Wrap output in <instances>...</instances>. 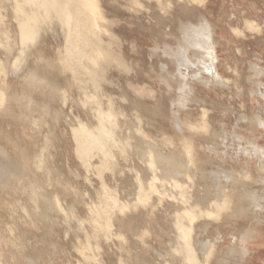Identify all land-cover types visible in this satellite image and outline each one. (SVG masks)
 <instances>
[{
	"label": "rangeland",
	"instance_id": "374dc122",
	"mask_svg": "<svg viewBox=\"0 0 264 264\" xmlns=\"http://www.w3.org/2000/svg\"><path fill=\"white\" fill-rule=\"evenodd\" d=\"M87 1L102 16H94L99 26H94L91 38L100 39L104 49L88 63L89 76L63 65L71 48H65L61 32H52L47 23L31 41L22 42L10 0H0V94L4 98L0 102V166L15 172L11 189L2 186L6 177L0 174L4 176L0 179V264H29L30 258L40 264H173L177 256L173 221L178 207L170 203L178 190L170 189L172 196L164 198L157 194L161 201L154 203L150 197L147 200L146 192L137 191L136 177L145 179L131 169L142 173L145 163L132 155L131 129L158 136L157 144L166 154L177 143V149H197L205 158L207 150L202 146L195 149L190 143H179L174 124L176 119L196 122L204 109L209 129L222 135L226 144L222 148L228 152L226 156L220 152L218 140V154L213 151L208 168L222 175L219 183L224 184L225 174L240 169L245 161L249 167L257 163L238 157L234 148L248 146L253 138L250 118L257 113L264 117V0ZM209 30L215 47L212 59L207 54ZM209 63L215 64L217 78L213 68H205ZM31 68L37 71V90L24 83ZM81 84L89 93L96 84L108 94L114 132L123 130H118L112 147L114 159L99 163L93 159L90 169L84 168L74 151L71 130L76 126L74 118L88 125L96 122L85 113L87 100L80 92ZM44 86L56 88L54 108L49 111L39 105L40 110L31 112L28 107L42 97ZM99 97L108 107L107 97ZM21 102L25 109L20 108ZM132 112L142 117L134 118ZM256 135L264 146V128ZM181 158L179 163L187 165L188 172L178 181L181 190L190 194L193 157ZM155 182L160 191L167 188L162 180ZM100 191L117 196L122 207H109L108 218L97 222L94 209L100 205ZM252 191L264 194V182H254ZM43 194L61 209L53 225L36 216V200ZM129 215L137 217L132 232L122 225ZM227 228L219 227L225 238ZM203 236L213 239L215 230L210 228ZM229 244L228 238L217 244L219 253ZM259 251H264L263 245L252 247L244 264H263L257 258Z\"/></svg>",
	"mask_w": 264,
	"mask_h": 264
},
{
	"label": "bare ground",
	"instance_id": "6f19581e",
	"mask_svg": "<svg viewBox=\"0 0 264 264\" xmlns=\"http://www.w3.org/2000/svg\"><path fill=\"white\" fill-rule=\"evenodd\" d=\"M10 5L12 17L20 33L22 42L24 40L31 41L39 28H43V23H47V27H50L52 32L56 30L61 32L66 41L65 48L67 50L71 48L62 59L63 65L73 72L81 70L83 75L89 76L91 74L88 63H91L94 59L96 60L98 54L104 52L99 43L100 39L91 38L95 34L94 26H99L94 16L98 18L102 17L96 5L90 4L87 0H10ZM93 7H96V9L91 15L89 10ZM207 39L209 40L207 54L210 56L209 59H212L215 57V47L210 30L207 32ZM79 60H81L80 66ZM15 67L17 68V65ZM15 67L10 66L14 72L18 69ZM205 68H213L214 77H218L214 63H209V66ZM36 72L34 68L27 71L24 83L27 87L31 83L37 90L39 79ZM79 89L87 100V103L84 104L87 106L85 110L86 115L96 122L95 124L88 125L80 119L76 120L74 118L77 121V127L72 126V138L75 153L83 159L82 165L84 168L90 169L94 166L93 159H97L98 163L99 161L114 159L115 155L112 147L118 140L116 136L118 130H120L119 133H122L123 130L122 128H118L114 132L115 126L111 123L112 114L108 110L111 100L102 88L99 89V85L95 84L92 93L88 92L86 85L83 86L81 84ZM55 90L56 88L53 86L48 90L44 86L42 88V97L37 99L33 106L28 107L29 110L31 112L37 111L42 106L51 111V108H54ZM101 95L107 97L108 102L106 106L108 107L103 106L102 97H99ZM261 95L264 97V91L261 92ZM3 100L4 98L0 94V102ZM131 107L137 108L134 103H132ZM20 108L25 109V105L22 102ZM200 111L196 122L189 119H176L174 124L175 130L180 135L178 138L179 143L183 145L190 143L195 149L202 146L204 151L207 150L205 158L201 157L202 152H199L197 149L193 151L186 150V152L177 149L176 142L174 150L166 154L157 144L160 141L158 136H154L139 128L136 130L131 129L133 138L132 155L140 157L145 163V166H142V173L138 169H131L136 172L137 176L140 175L145 179L144 182L142 179L139 180L136 177V188L137 191L143 194L146 192L145 196L147 194V200L150 197L153 199V203L160 197L157 194H160L164 198L166 195L172 196L170 191L173 192L176 188L178 190V194H175L177 195L176 198L172 199L175 202L170 203V206L178 207L173 221L176 233V246L173 252L177 255L174 258V262H172L173 264H244L252 247L264 246V194L259 195V193L252 191L254 182H264V146L256 141V134L259 133L261 128H264V117L257 113L250 118L253 138L247 141L248 146L236 145L234 148L238 157L251 159L252 162L255 163L257 161V163L249 167L247 166V161H245L240 169L233 168L228 171L223 177L224 184H220L218 179L222 175H217L216 172L210 170L208 167L213 160V151H217L215 148H217L218 142L221 140L220 152L225 156L228 153L224 149L226 144L222 142L224 138L219 132L213 128L209 129L207 112L204 109ZM132 113L134 118L138 119L142 117L140 113ZM33 121L35 122L36 120L34 119ZM122 125L124 127L127 126L125 123H122ZM186 131H193L194 133L186 134ZM160 136L162 137L163 135ZM13 143L14 145L16 144L15 142ZM16 147L18 146L16 145ZM184 154L193 157V183L190 194H185V189L181 190L183 185L178 181L181 175L188 172L184 170L187 168V165L184 166L182 163H179L182 159L181 156ZM4 167L0 166V174H4L6 180L2 181L1 184L3 187L11 189L14 185L15 172H11L10 167H8L10 169L7 172ZM253 167L256 168L255 173L257 176L255 179H253L252 175ZM156 178L157 181L159 179L162 180L165 187L167 186L164 191H160L156 187ZM101 185L103 188L106 187L104 181ZM150 194L152 197L155 196L152 198L149 196ZM145 196L143 197L145 198ZM115 198L104 194L103 191L99 192L100 205L94 209L95 221L100 222L102 217L108 218L107 212L109 211V207L119 206ZM159 200L161 201V199ZM36 201L39 208V212L36 214L38 219L42 221L46 220L51 225L57 223L56 216L61 212L60 207L57 204H53L45 194L41 195ZM121 207L119 206L120 209ZM136 220V216L129 215L122 219V225L132 232L136 226ZM223 225L228 226L226 238L230 239V244L219 253V245L217 244L226 239L219 230V227ZM210 228L215 230V237L213 239L204 238L203 235ZM258 253L260 255L257 258L264 262V251H259ZM29 261V264H40L33 258H30Z\"/></svg>",
	"mask_w": 264,
	"mask_h": 264
}]
</instances>
